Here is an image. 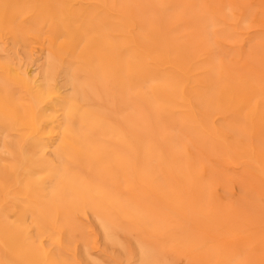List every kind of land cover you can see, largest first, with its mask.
Here are the masks:
<instances>
[{
  "label": "bare ground",
  "instance_id": "1",
  "mask_svg": "<svg viewBox=\"0 0 264 264\" xmlns=\"http://www.w3.org/2000/svg\"><path fill=\"white\" fill-rule=\"evenodd\" d=\"M0 264H264V0H0Z\"/></svg>",
  "mask_w": 264,
  "mask_h": 264
},
{
  "label": "rangeland",
  "instance_id": "2",
  "mask_svg": "<svg viewBox=\"0 0 264 264\" xmlns=\"http://www.w3.org/2000/svg\"><path fill=\"white\" fill-rule=\"evenodd\" d=\"M256 231H257V232H260L261 230H260V229H256ZM239 259H241V257H240Z\"/></svg>",
  "mask_w": 264,
  "mask_h": 264
}]
</instances>
